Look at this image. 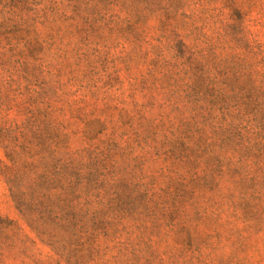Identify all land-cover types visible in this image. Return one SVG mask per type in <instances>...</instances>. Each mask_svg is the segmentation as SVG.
Listing matches in <instances>:
<instances>
[{
  "label": "trees",
  "instance_id": "trees-1",
  "mask_svg": "<svg viewBox=\"0 0 264 264\" xmlns=\"http://www.w3.org/2000/svg\"><path fill=\"white\" fill-rule=\"evenodd\" d=\"M258 1L223 0L227 38L211 0H0V178L28 230L0 216V264H264ZM107 31L136 74L98 108L65 61L90 66Z\"/></svg>",
  "mask_w": 264,
  "mask_h": 264
},
{
  "label": "rangeland",
  "instance_id": "rangeland-1",
  "mask_svg": "<svg viewBox=\"0 0 264 264\" xmlns=\"http://www.w3.org/2000/svg\"><path fill=\"white\" fill-rule=\"evenodd\" d=\"M206 7L210 10L208 11L207 15L209 32H220L221 34L227 36V38L228 35L233 36L234 29H232V27H229V24L232 23V21L229 20L231 11L223 8V0H218L216 2H213V0H211V2L206 3ZM244 20L245 29L253 33H257L256 39L260 40V42L264 45V0L258 1L257 8L250 11L248 15H246ZM157 29V24L151 22L148 25V29H146L147 38H157V36L160 35ZM126 35L127 34L119 35L117 33H114L113 31H107L103 36H97L95 40V47L97 52L94 55L90 54L91 56L89 57V59L87 58V62H90L88 64L90 66L88 67H86V62H84L83 65L79 68L76 64V60H74L73 58H71V60L69 61H65L66 65H69V69L71 71H74L73 76H76L77 78L76 83L83 81V83L85 84L93 85L96 87V89L92 91V95L94 96V99L96 98L97 100L87 101H89L90 104H95L98 108L102 107V101L109 103L111 98L114 97L118 98L119 100H124L125 93H123V91H125L128 87L126 82L127 77H129V75L136 74L135 69L133 67H130L132 65H129V62L132 59V54L135 50V45L124 43L123 39L126 37ZM84 67L86 68V74L85 76L80 77L81 73L76 72V69H80L83 71ZM65 71H68V69ZM66 76L67 79L69 78L68 74H66L63 77L64 80L66 79ZM116 78L120 79L121 82H119ZM74 89L75 88H71V91L69 90L70 93L74 94ZM103 98L104 100L101 101V99ZM71 99H73V96H71ZM89 110V108L86 109V111ZM72 124L73 129L79 130L82 127L81 123L75 120L72 121ZM107 128L108 130L103 132L100 137L101 142H107L108 137L111 138V125L107 124ZM119 133L120 132H118L117 134L119 135ZM100 146H102V144H100ZM147 159L148 162L145 167L148 168L150 173L146 172V175L149 177H153L156 181L159 182L161 180L158 170V168L161 167L160 159L150 155L147 156ZM0 216L7 218L13 222H17L20 226H22L23 230L28 233L26 227L19 221L18 214L8 197L6 187L1 178ZM164 246L165 245H161V247L158 249V254L169 250ZM256 246L257 250L261 249L260 244H257ZM157 247L158 246L156 245L154 248L156 249ZM38 249L42 250L43 253H45L44 251H46L45 249H41L40 247H38ZM142 250H144L143 253H146V255L149 253L143 247ZM225 251L227 250L225 249ZM260 252L261 251H259V253ZM144 254H142V256ZM257 255L258 253L254 256V260H257Z\"/></svg>",
  "mask_w": 264,
  "mask_h": 264
}]
</instances>
